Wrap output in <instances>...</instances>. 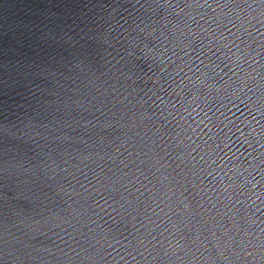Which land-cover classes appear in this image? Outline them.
<instances>
[{"label": "water", "instance_id": "obj_1", "mask_svg": "<svg viewBox=\"0 0 264 264\" xmlns=\"http://www.w3.org/2000/svg\"><path fill=\"white\" fill-rule=\"evenodd\" d=\"M0 264H264V0H0Z\"/></svg>", "mask_w": 264, "mask_h": 264}]
</instances>
